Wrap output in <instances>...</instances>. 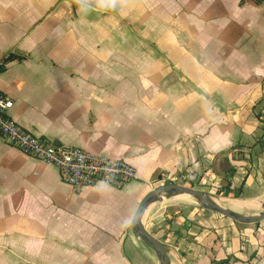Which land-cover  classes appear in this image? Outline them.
<instances>
[{
  "label": "crops",
  "instance_id": "0c3cea01",
  "mask_svg": "<svg viewBox=\"0 0 264 264\" xmlns=\"http://www.w3.org/2000/svg\"><path fill=\"white\" fill-rule=\"evenodd\" d=\"M0 91L28 132L138 177L74 193L0 137V264H158L130 226L161 175L210 170L264 210V4L0 0ZM141 224L170 264H264V221L154 202Z\"/></svg>",
  "mask_w": 264,
  "mask_h": 264
},
{
  "label": "built area",
  "instance_id": "2783aa9c",
  "mask_svg": "<svg viewBox=\"0 0 264 264\" xmlns=\"http://www.w3.org/2000/svg\"><path fill=\"white\" fill-rule=\"evenodd\" d=\"M264 4V0H245ZM12 104L0 91V137L21 153L54 166L61 181L74 193H80L98 183L119 188L138 179L135 169L120 159L105 158L90 154L82 149L57 146L48 140L28 132L8 115ZM155 182L162 185L177 184L214 193L219 188L210 170L180 175H161Z\"/></svg>",
  "mask_w": 264,
  "mask_h": 264
},
{
  "label": "water",
  "instance_id": "95a60500",
  "mask_svg": "<svg viewBox=\"0 0 264 264\" xmlns=\"http://www.w3.org/2000/svg\"><path fill=\"white\" fill-rule=\"evenodd\" d=\"M214 194L203 190H197L184 185L167 184L161 185L153 189L140 202L131 222V232L136 236L145 246H147L156 256L158 264H170L166 249L150 233L145 231L141 224V218L145 209L152 203L162 200L164 198L188 196L195 200L200 207L208 210L214 214L222 216L232 222L238 224L252 225L264 221V210L259 214L245 215L228 209L222 205V202L213 198ZM220 198V197H218ZM218 202L219 204H217Z\"/></svg>",
  "mask_w": 264,
  "mask_h": 264
},
{
  "label": "rangeland",
  "instance_id": "374dc122",
  "mask_svg": "<svg viewBox=\"0 0 264 264\" xmlns=\"http://www.w3.org/2000/svg\"><path fill=\"white\" fill-rule=\"evenodd\" d=\"M198 190V189H197ZM213 198H216L218 200H220L221 198H218L219 196H217V194L212 195ZM222 202V205L224 207H231L230 209H233L236 212H239L241 214H245V215H255V214H251V211H254L253 208H237L234 206H231L226 200L221 199L220 200ZM157 203L159 204V206H164L167 207L169 209H172L175 212H180L185 210L186 206L189 205H198L200 206L195 200L193 199H188L185 196L182 197H171V198H164L162 200H158Z\"/></svg>",
  "mask_w": 264,
  "mask_h": 264
},
{
  "label": "bare ground",
  "instance_id": "6f19581e",
  "mask_svg": "<svg viewBox=\"0 0 264 264\" xmlns=\"http://www.w3.org/2000/svg\"><path fill=\"white\" fill-rule=\"evenodd\" d=\"M186 198H188V199H190V197H188V196H185ZM217 204H219L218 202H216ZM231 206H234V207H237V208H241V209H243L242 207H244V205L242 204V203H232L231 204ZM231 210H233V209H231Z\"/></svg>",
  "mask_w": 264,
  "mask_h": 264
},
{
  "label": "trees",
  "instance_id": "16d2710c",
  "mask_svg": "<svg viewBox=\"0 0 264 264\" xmlns=\"http://www.w3.org/2000/svg\"><path fill=\"white\" fill-rule=\"evenodd\" d=\"M12 58V57H11ZM10 59V58H9ZM8 60V59H7Z\"/></svg>",
  "mask_w": 264,
  "mask_h": 264
}]
</instances>
